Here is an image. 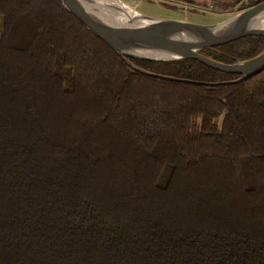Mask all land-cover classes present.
Segmentation results:
<instances>
[{"label":"trees","instance_id":"16d2710c","mask_svg":"<svg viewBox=\"0 0 264 264\" xmlns=\"http://www.w3.org/2000/svg\"><path fill=\"white\" fill-rule=\"evenodd\" d=\"M130 60L188 81L132 69L63 0H0V264H264V70Z\"/></svg>","mask_w":264,"mask_h":264},{"label":"water","instance_id":"95a60500","mask_svg":"<svg viewBox=\"0 0 264 264\" xmlns=\"http://www.w3.org/2000/svg\"><path fill=\"white\" fill-rule=\"evenodd\" d=\"M117 1H121L134 11L125 12L118 7ZM63 2L132 69L143 74L166 80L188 81L146 71L134 64L130 58L160 62L196 59L224 72L239 73L241 76L236 82L264 70V52L247 61L233 64L217 61L201 52L203 49L220 46L246 36L261 34L264 36V0L211 24L152 17L124 0H63ZM144 31L147 32L143 33Z\"/></svg>","mask_w":264,"mask_h":264},{"label":"rangeland","instance_id":"374dc122","mask_svg":"<svg viewBox=\"0 0 264 264\" xmlns=\"http://www.w3.org/2000/svg\"><path fill=\"white\" fill-rule=\"evenodd\" d=\"M152 17L186 20L198 24H211L226 19L240 7L230 2H217L213 5H190L185 0H124ZM137 1V3H135ZM122 3V2H121ZM124 4V3H123ZM175 4L176 6L167 5ZM127 6V5H126ZM130 8V7H129ZM195 8V10H193ZM132 9V8H131Z\"/></svg>","mask_w":264,"mask_h":264},{"label":"crops","instance_id":"0c3cea01","mask_svg":"<svg viewBox=\"0 0 264 264\" xmlns=\"http://www.w3.org/2000/svg\"><path fill=\"white\" fill-rule=\"evenodd\" d=\"M182 1V0H180ZM185 1H189L190 5H213L214 3H217V2H230V0H185ZM135 3H137V1H135Z\"/></svg>","mask_w":264,"mask_h":264},{"label":"bare ground","instance_id":"6f19581e","mask_svg":"<svg viewBox=\"0 0 264 264\" xmlns=\"http://www.w3.org/2000/svg\"><path fill=\"white\" fill-rule=\"evenodd\" d=\"M117 5H118V7L124 9L125 12H126V11H129V12H130V11H131V12L134 11L133 9H131V8H129L128 6H126L125 4L121 3V1H117ZM145 32H147V31H144L143 33H145Z\"/></svg>","mask_w":264,"mask_h":264}]
</instances>
